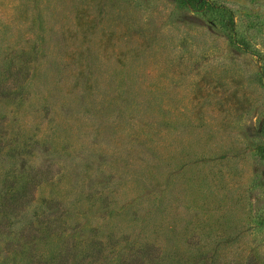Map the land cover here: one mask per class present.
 <instances>
[{
  "label": "rangeland",
  "instance_id": "1",
  "mask_svg": "<svg viewBox=\"0 0 264 264\" xmlns=\"http://www.w3.org/2000/svg\"><path fill=\"white\" fill-rule=\"evenodd\" d=\"M0 264H264V0H0Z\"/></svg>",
  "mask_w": 264,
  "mask_h": 264
}]
</instances>
